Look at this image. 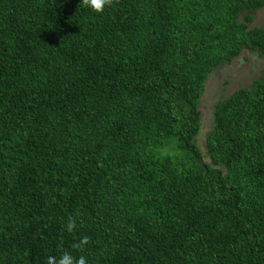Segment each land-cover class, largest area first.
Listing matches in <instances>:
<instances>
[{"label":"trees","instance_id":"16d2710c","mask_svg":"<svg viewBox=\"0 0 264 264\" xmlns=\"http://www.w3.org/2000/svg\"><path fill=\"white\" fill-rule=\"evenodd\" d=\"M263 8L0 0V264H264V67L196 141L213 71L264 58Z\"/></svg>","mask_w":264,"mask_h":264},{"label":"rangeland","instance_id":"374dc122","mask_svg":"<svg viewBox=\"0 0 264 264\" xmlns=\"http://www.w3.org/2000/svg\"><path fill=\"white\" fill-rule=\"evenodd\" d=\"M246 15L241 14V19ZM249 27H264V8L258 10ZM264 67V58H259L255 51H243L229 64L217 67L206 81L205 89L199 99L201 113V128L196 141L199 146L204 145V135L212 122L214 103L237 90L249 85ZM201 147V149H202Z\"/></svg>","mask_w":264,"mask_h":264},{"label":"clouds","instance_id":"9594fccd","mask_svg":"<svg viewBox=\"0 0 264 264\" xmlns=\"http://www.w3.org/2000/svg\"><path fill=\"white\" fill-rule=\"evenodd\" d=\"M114 0H81L84 7L90 8L93 12L103 13L106 7H111ZM68 232H73L76 228L75 219L69 217L68 223L66 225ZM90 242V238L85 236L78 243L72 245L74 249H82L85 245ZM46 264H87L86 258L84 256L74 257L69 252H63L59 258L54 256H49L47 258Z\"/></svg>","mask_w":264,"mask_h":264}]
</instances>
